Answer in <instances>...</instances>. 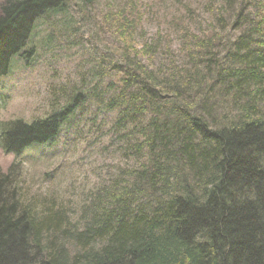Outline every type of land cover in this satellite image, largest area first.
<instances>
[{
	"label": "trees",
	"instance_id": "1",
	"mask_svg": "<svg viewBox=\"0 0 264 264\" xmlns=\"http://www.w3.org/2000/svg\"><path fill=\"white\" fill-rule=\"evenodd\" d=\"M3 1L0 76L38 19L99 0ZM202 1L207 29L174 18L182 61L160 31L140 33L136 48L145 11L127 1L105 18L120 44L100 49L111 77L60 87L46 120L1 123V149L19 156L73 124L81 136L88 122L118 161L77 222L52 196L31 195L21 175H1L0 264H264V0Z\"/></svg>",
	"mask_w": 264,
	"mask_h": 264
},
{
	"label": "rangeland",
	"instance_id": "2",
	"mask_svg": "<svg viewBox=\"0 0 264 264\" xmlns=\"http://www.w3.org/2000/svg\"><path fill=\"white\" fill-rule=\"evenodd\" d=\"M127 1L130 0H99L85 13L78 7H72L66 15L62 16L64 19L68 15L75 16V26L80 38H77L72 46L64 45L61 26H58L57 41L52 45L55 50L48 52L46 56L44 51L40 50L41 55L37 62L32 64L33 68L30 67L27 70L24 64L27 63L28 66L31 64L34 53L26 58L27 61L20 60L19 56L13 57L12 77L9 79L13 96L7 104L4 101L0 102V123L13 122L16 118L25 120H31L34 117L45 118L52 102V99L48 97L51 92V83L59 81L61 75L66 79L69 75L74 76L76 71L86 72L93 68L97 69V64H101L99 57L101 52L99 51L96 61L88 60L87 56L95 55V50L100 49L99 47L105 51L120 48L117 41L118 34L108 28L105 18L110 11H119ZM133 1L139 3L141 12L145 11L142 13L141 28L132 39L138 49L142 47V42L146 38L160 31L162 34L171 36V49L177 56L176 60L182 61L184 52L181 30L176 26L174 18H183L184 24L197 34L200 32V26L203 30L207 29L209 15L204 9L202 0H181L195 12L193 15L178 0ZM3 2L0 0V6ZM51 14L53 15H49V18L54 19L56 13ZM143 31L147 34L146 38L141 36ZM43 35L44 31L41 29L40 37ZM74 38L76 37L72 36L67 41ZM162 62H166V57L159 53L154 64L158 65ZM104 64L112 66L109 62ZM96 112L94 111L93 114ZM102 120L103 118H100V121ZM80 125L79 128H82L83 123ZM75 126L77 125L73 124L71 127L73 131ZM89 127L90 123H87L81 136L69 135L65 140L61 136L63 145L46 150H34L32 153L34 156L28 159L22 158L20 165L13 156L0 150V177L4 175L13 179L21 175L23 186L29 189L31 195L39 193V195L52 196V200H58V204L69 206L74 211L73 221L77 222L79 219L77 213L84 203L87 192L101 185L102 180L108 176L107 165L118 161L113 154H110L113 149L105 150L109 143L108 138L105 136L97 139L99 133L95 131L88 133ZM10 171L18 175L12 176L9 174Z\"/></svg>",
	"mask_w": 264,
	"mask_h": 264
}]
</instances>
